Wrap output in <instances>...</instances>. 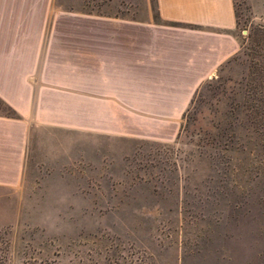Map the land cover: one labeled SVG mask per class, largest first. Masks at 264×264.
Segmentation results:
<instances>
[{
    "label": "rangeland",
    "instance_id": "rangeland-1",
    "mask_svg": "<svg viewBox=\"0 0 264 264\" xmlns=\"http://www.w3.org/2000/svg\"><path fill=\"white\" fill-rule=\"evenodd\" d=\"M235 0L240 49L178 117L91 125L89 15L159 21L156 0H56L65 101L31 125L0 185V264H264V4ZM72 17V16H71ZM76 71V72H74ZM64 103V104H63ZM0 114L19 117L0 99Z\"/></svg>",
    "mask_w": 264,
    "mask_h": 264
},
{
    "label": "crops",
    "instance_id": "crops-1",
    "mask_svg": "<svg viewBox=\"0 0 264 264\" xmlns=\"http://www.w3.org/2000/svg\"><path fill=\"white\" fill-rule=\"evenodd\" d=\"M156 2L159 21L89 15L92 126L98 109L106 124L114 109L178 117L240 49L235 0ZM252 3L261 13L264 0ZM75 17L56 0H0V99L19 115L0 114V185L17 183L31 125L65 101V23Z\"/></svg>",
    "mask_w": 264,
    "mask_h": 264
},
{
    "label": "trees",
    "instance_id": "trees-1",
    "mask_svg": "<svg viewBox=\"0 0 264 264\" xmlns=\"http://www.w3.org/2000/svg\"><path fill=\"white\" fill-rule=\"evenodd\" d=\"M263 33H264V31H263ZM197 94V93H196Z\"/></svg>",
    "mask_w": 264,
    "mask_h": 264
}]
</instances>
